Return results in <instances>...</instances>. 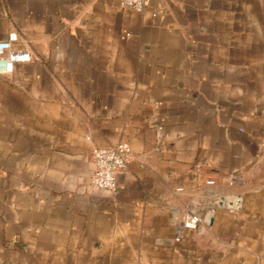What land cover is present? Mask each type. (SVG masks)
<instances>
[{"label": "crops", "instance_id": "0c3cea01", "mask_svg": "<svg viewBox=\"0 0 264 264\" xmlns=\"http://www.w3.org/2000/svg\"><path fill=\"white\" fill-rule=\"evenodd\" d=\"M11 34L0 264H264V0H0ZM120 142L101 190L93 150Z\"/></svg>", "mask_w": 264, "mask_h": 264}, {"label": "built area", "instance_id": "2783aa9c", "mask_svg": "<svg viewBox=\"0 0 264 264\" xmlns=\"http://www.w3.org/2000/svg\"><path fill=\"white\" fill-rule=\"evenodd\" d=\"M151 0H120V6L136 12L147 10ZM156 16V13H152ZM16 35L11 34L8 39L0 40V74H7L13 70L18 62L28 61L30 52L27 48H16L13 42ZM131 147L127 142L95 148L93 150L94 171L91 181L99 189L114 192L117 188V176L123 171L129 161ZM202 218L197 212H190L185 216L182 226L185 228H198Z\"/></svg>", "mask_w": 264, "mask_h": 264}, {"label": "rangeland", "instance_id": "374dc122", "mask_svg": "<svg viewBox=\"0 0 264 264\" xmlns=\"http://www.w3.org/2000/svg\"><path fill=\"white\" fill-rule=\"evenodd\" d=\"M252 180L250 184L259 185L262 184L264 186V161L262 164L257 166L254 170L251 171Z\"/></svg>", "mask_w": 264, "mask_h": 264}, {"label": "water", "instance_id": "95a60500", "mask_svg": "<svg viewBox=\"0 0 264 264\" xmlns=\"http://www.w3.org/2000/svg\"><path fill=\"white\" fill-rule=\"evenodd\" d=\"M240 198H241L240 196L234 198V201H235V203L237 204V206H239ZM230 203L232 204L233 202H230Z\"/></svg>", "mask_w": 264, "mask_h": 264}]
</instances>
